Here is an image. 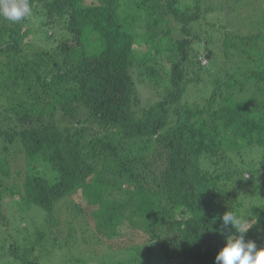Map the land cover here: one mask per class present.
Wrapping results in <instances>:
<instances>
[{
	"label": "trees",
	"instance_id": "trees-1",
	"mask_svg": "<svg viewBox=\"0 0 264 264\" xmlns=\"http://www.w3.org/2000/svg\"><path fill=\"white\" fill-rule=\"evenodd\" d=\"M29 3L0 17V264H46L66 235L109 259L56 264H215L230 210L264 247V0ZM225 7L258 19L207 22ZM32 206L40 223L13 219Z\"/></svg>",
	"mask_w": 264,
	"mask_h": 264
},
{
	"label": "rangeland",
	"instance_id": "rangeland-1",
	"mask_svg": "<svg viewBox=\"0 0 264 264\" xmlns=\"http://www.w3.org/2000/svg\"><path fill=\"white\" fill-rule=\"evenodd\" d=\"M257 15H258V13H257ZM255 16H256V14L253 11L249 12V10H244V9L240 8L235 12V11H230L228 7H225L223 9V11L219 10V11L213 13L212 15L211 14L207 15V17H208L207 22L212 21L211 18H214V19H216V21L218 20L220 22V23L218 22L219 25L222 24L223 26H225L229 30H235L239 33L244 34L245 32H248L249 30H251L253 28L251 26V24L253 22L255 23L256 19H258V18H256L257 16L256 17ZM206 28H209V27H206ZM206 44H207L206 41H202V43H200L198 46H196L199 49V51L201 52L200 59L202 61V64L205 65V67L209 66V63L211 62V61H209V58L207 57V52L209 51V49L205 48ZM141 50H144V47L141 48ZM214 50H216V52H219L220 43H218L216 45V48ZM204 61H207V65L205 64ZM23 162H24V157L23 158L17 157L13 161L11 159L10 167L13 171H17V170L22 171L23 170L22 168L24 167ZM5 205H7V208L9 211L11 210L12 214L16 213V208H18L19 210L25 208L24 202L19 200L18 197H12V198L7 197V199L5 200ZM20 213H17L16 217L13 219L14 220L15 219H18V220L23 219V221L25 223H29L30 221L32 222L34 220H35V223L36 222L40 223L41 221H38L37 219L41 218L40 215L44 214L43 211H41L40 209H38L37 207H34V206H32L30 211L23 210L24 214H20ZM64 214H66V213L61 212V211L58 212V215L60 216L62 221H64L66 219L64 217L65 216ZM62 224H63V222H62ZM64 237L65 238L67 237L69 239V241H71V243L69 241H67L69 243L63 241L65 246H63V249H59L60 252H57V250H53L50 253H46L43 257L46 264H56V262L59 260L61 262L67 261V263H69V259L72 261V259H75V256H77L78 254H81L83 251L85 252V254H84L85 260L89 261L90 263H99L100 261H102L104 259H107V261H108L109 258L106 256L107 251H106V248L104 246H98L95 248V250L99 254V257H94V255H93L94 253L91 252V248H92L91 245L89 247L86 246L83 249L82 246L73 242L72 239L70 240L69 235H66ZM137 237H138L137 238L138 240H143L141 235H138ZM99 247H102V248L98 249ZM87 248H89L88 251L86 250ZM61 250H63V251L61 252ZM120 256L122 257V255H114L113 258H118Z\"/></svg>",
	"mask_w": 264,
	"mask_h": 264
},
{
	"label": "clouds",
	"instance_id": "clouds-1",
	"mask_svg": "<svg viewBox=\"0 0 264 264\" xmlns=\"http://www.w3.org/2000/svg\"><path fill=\"white\" fill-rule=\"evenodd\" d=\"M31 13L29 0H0V17L10 22H20ZM219 219L222 221L219 234L224 235V229L228 226L235 231L229 230L224 235L225 243L215 256V264H264V247L257 248L254 241H246L244 238L252 223L249 220L246 222L231 210Z\"/></svg>",
	"mask_w": 264,
	"mask_h": 264
}]
</instances>
